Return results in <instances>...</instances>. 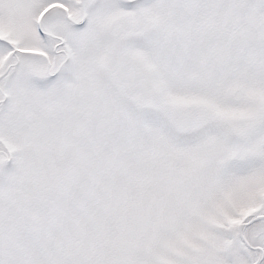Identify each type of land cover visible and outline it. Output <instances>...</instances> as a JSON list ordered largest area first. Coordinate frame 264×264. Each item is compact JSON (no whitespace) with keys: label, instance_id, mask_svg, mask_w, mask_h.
I'll return each instance as SVG.
<instances>
[{"label":"snow or ice","instance_id":"1","mask_svg":"<svg viewBox=\"0 0 264 264\" xmlns=\"http://www.w3.org/2000/svg\"><path fill=\"white\" fill-rule=\"evenodd\" d=\"M0 264H264V0H0Z\"/></svg>","mask_w":264,"mask_h":264}]
</instances>
